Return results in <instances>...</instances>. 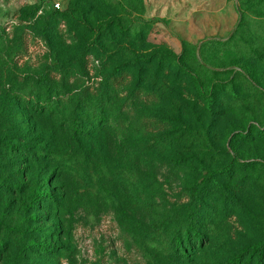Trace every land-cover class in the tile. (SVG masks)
Masks as SVG:
<instances>
[{"label":"rangeland","instance_id":"1","mask_svg":"<svg viewBox=\"0 0 264 264\" xmlns=\"http://www.w3.org/2000/svg\"><path fill=\"white\" fill-rule=\"evenodd\" d=\"M108 1L107 14L121 25L105 48L101 25L110 18L93 0H0L5 111L16 107L14 98L22 102L29 136L57 155L41 172L54 198L34 208L30 164L0 144V264H166L160 241L202 209L214 217L220 263L231 264L228 254L260 239L259 228L240 223L264 226V141L257 139L264 65L253 57L264 48L258 3L244 14L242 0ZM243 16L251 25L236 39ZM118 65L126 71L111 78ZM46 79L63 92L51 101L54 112H35L24 92L40 91L47 101ZM87 98L111 121L77 137L73 113ZM17 118L0 114V134L28 128ZM43 241L49 254L29 248Z\"/></svg>","mask_w":264,"mask_h":264},{"label":"trees","instance_id":"2","mask_svg":"<svg viewBox=\"0 0 264 264\" xmlns=\"http://www.w3.org/2000/svg\"><path fill=\"white\" fill-rule=\"evenodd\" d=\"M257 1V12H254V16L258 20H264V0H256ZM96 2V3H95ZM243 6H244V14L246 12L251 11V8L253 9V6H251L252 0H242ZM93 3L97 6L99 4L100 8L104 10V12L107 14L108 12L113 11L112 2L108 0H93ZM91 3L92 8L94 7V4ZM248 7V9L246 8ZM70 11H68V14ZM55 14L60 15L55 12ZM109 18L111 17L109 14H107ZM62 16V15H60ZM108 19V17H107ZM104 20V19H103ZM102 21V20H101ZM105 21V20H104ZM121 24L119 20H116L115 17L112 19L110 18L108 22L105 24H102V29H104L106 34H100V39L104 40L100 45L105 48H109L110 43H116V35L112 32L113 27L117 26L119 27ZM251 25V23L247 22V17H242V23L240 24L238 31L236 35L234 36L236 39L243 38V33L241 31H245L244 29ZM1 26V24H0ZM122 31H125V29H122ZM133 34V33H132ZM131 33H128V37L132 36ZM139 38L140 36L137 35ZM143 39V37H142ZM106 40V41H105ZM109 41V43H107ZM93 51L91 49L86 50V55H91ZM253 57L259 58V64L264 65V48L262 51L253 52ZM139 60V62H141ZM163 62L162 59L160 60V63ZM137 65H139L137 63ZM125 65H118L115 66V68L112 71V77L115 78L116 76H121L125 68L123 67ZM135 78H138L141 80L142 76H139L137 72H134ZM43 82V81H42ZM43 83H46L47 89H45V93L49 96L47 101L41 99L40 91L37 93L34 91L31 92H24L26 94V106L28 105V108L31 107L33 111L36 112H42V110H48V112H54L55 103L51 101H57L60 100V96L63 92V90L60 87H57L53 85L49 80H44ZM258 85L264 89V82L258 81ZM28 95V96H27ZM59 98V99H58ZM19 99V98H18ZM14 103L12 105L16 104V107L12 108L9 111L5 106L9 103H7L6 99H3L0 97V114H6L7 112H13L16 116H18L17 119H15V123L19 124V126H27L28 128L21 129L22 131L17 134H11L12 132H8L7 134H0V144L6 149L8 154H12L13 158L15 160L23 161L27 160L28 164H30V167H27L31 170L30 176L31 180L35 182V193L33 195V207L36 208V205L39 203L40 205L46 202L47 200H53L52 190H47L46 187L41 185L42 179H41V172H43V165L47 162H49L52 159H56L53 150H51L50 147L46 146L40 147L34 137L31 135L29 136L31 130L33 132V129L30 127V122L26 120L25 117H22V111L25 112V114H29V110L22 104L20 101H16L14 98ZM50 102V103H49ZM92 100L90 98L84 99V101L78 100L79 106L78 109L73 113L74 118L72 120V132L74 136L79 137V134L83 135H91L92 132H90V129H93L94 132L96 129V124H99L102 120L105 122L106 120L108 122L111 121V118L106 116L104 113V107L103 105H100L98 108H95V105H92ZM49 103V104H48ZM69 108V107H68ZM67 108V109H68ZM19 109V112H16ZM32 111V110H31ZM27 112V113H26ZM86 112V113H85ZM85 113V114H83ZM82 117H87V120H90L88 124L84 123L82 121ZM89 118V119H88ZM66 123V122H65ZM257 139L264 141V127H261L260 130H258L257 133ZM255 162H249V163H241L239 164V167H248L253 166ZM45 179V178H44ZM48 183L50 185V180L46 179L43 181V183ZM190 196L192 197V200H197V197L199 195V187L194 186L190 188ZM213 215H210L207 213V210L202 209L200 214L191 213L187 219V227L186 229H178L174 235V237L170 240L163 238L160 242L161 246V253L160 255L163 258V261L167 264L168 261L177 260L178 264H221L217 250L215 249V243L216 239L214 238V235L212 233L213 229H210L209 227L212 225ZM38 219L36 216L34 220ZM33 220V219H32ZM242 227L245 229H249L247 225H245L244 222H249V225L251 227L256 226L259 228L260 232V239L257 241H252L251 243L241 246L238 250H235L227 255V260L231 264H264V226L263 223H260L253 219H248V221H242ZM262 224V225H261ZM154 229L161 233L162 235H165L164 230H160L159 225L153 224ZM187 240L188 247H185V243ZM193 241V243H192ZM194 241L201 244V246L198 248L196 245H194ZM0 245H5L2 241H0ZM36 243H30L29 248H34L33 251L37 253H44L49 254V244L47 242H41L39 244V247H35ZM183 250H179V249ZM190 250H189V249ZM182 252V253H181Z\"/></svg>","mask_w":264,"mask_h":264},{"label":"built area","instance_id":"3","mask_svg":"<svg viewBox=\"0 0 264 264\" xmlns=\"http://www.w3.org/2000/svg\"><path fill=\"white\" fill-rule=\"evenodd\" d=\"M54 7H55L56 10H61L60 4H56V5H54Z\"/></svg>","mask_w":264,"mask_h":264}]
</instances>
